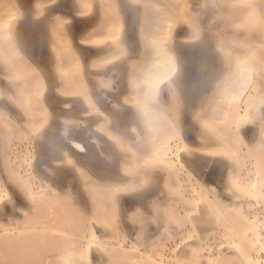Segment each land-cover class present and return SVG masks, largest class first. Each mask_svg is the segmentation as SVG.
Here are the masks:
<instances>
[{
  "label": "bare ground",
  "instance_id": "1",
  "mask_svg": "<svg viewBox=\"0 0 264 264\" xmlns=\"http://www.w3.org/2000/svg\"><path fill=\"white\" fill-rule=\"evenodd\" d=\"M64 2L0 0V264H264V0H219L223 68L194 107L173 44L181 24L202 36L189 0ZM151 169L157 193L137 194Z\"/></svg>",
  "mask_w": 264,
  "mask_h": 264
},
{
  "label": "rangeland",
  "instance_id": "2",
  "mask_svg": "<svg viewBox=\"0 0 264 264\" xmlns=\"http://www.w3.org/2000/svg\"><path fill=\"white\" fill-rule=\"evenodd\" d=\"M24 1L27 3L28 8H31V4L33 0H24ZM189 1H190V14L193 19H196L200 22L203 31L202 36L201 38L196 39L194 41H188L187 39V36L189 35L188 28L186 27L185 24H181L175 29L173 36V44L176 47V50L178 51L180 57V63H181V71L179 73V76L177 77V82L183 94L187 96L186 98L188 100L187 101L188 105L194 107L196 105L195 104L196 100L192 96L195 97L197 96V94H199V92L204 90L206 88L205 86H207V83H209V80H211L213 77H216L218 72L221 71V69L223 68L222 66L223 60L216 48L217 37L215 34L218 31L223 32L224 30L223 14L225 13L224 11L227 9V6L223 3H220L219 0H189ZM62 5L58 9L59 12L68 16H72L71 0H65V2ZM137 11H140V9L138 8ZM136 12L131 11L129 13L128 11L130 25L132 22H134L133 20L136 19L137 18L136 16H138L139 14L138 12L137 13ZM77 27L80 28L81 24L80 23L77 24ZM134 32L135 31H133L131 27L128 28V40L133 48H134L133 45L137 44L138 41L137 34L136 32L135 33ZM38 42H40L39 39L36 40L34 44L38 45ZM42 54L44 56L46 55L45 52H43ZM92 56L93 55H91V53L88 54V60ZM163 96L164 98H167V91L165 90L163 91ZM190 123H191L190 114L186 112L184 116L185 129L187 128L186 132H187V136L189 135L188 139L190 138L189 140L195 145V130L192 128ZM1 165L2 164H0V173L2 172ZM200 165H199L200 166L199 171H201L204 174L205 180L210 184L216 185L219 188L220 192L222 191L221 193L223 194V196L227 198L223 186V182L219 181L220 170L217 161L216 160L203 161L202 164ZM146 173L150 177V180L145 184V186H139L137 188L138 189L136 191L137 194L146 192L147 195H151L153 193H157L158 191L159 186L157 185L159 184L157 183H159L158 182L160 176L159 170L151 169L146 171ZM153 183L154 185H152ZM123 198H124L123 199L124 203L121 204L120 209L117 210V216H118L117 222L121 227V229L123 230L124 234H126L127 236H132L137 231L136 227L138 225L134 224L133 226L132 225L133 223H130V221L126 219L124 215L123 207L127 208L129 206L132 207L136 205L139 198L133 194H126L123 196ZM16 201L19 203L18 200ZM145 205H146L144 206V210L146 214L145 215L146 220L144 221L145 230L148 236H152L159 231L161 222L153 220L151 216L153 214L150 211L151 209L149 208V205L147 203ZM0 211L6 215L12 213L9 205H6L5 208L0 209ZM198 224L201 230L206 227V225L199 220H198ZM134 227L136 229H134ZM181 250L182 251L185 250V246L180 247V251Z\"/></svg>",
  "mask_w": 264,
  "mask_h": 264
},
{
  "label": "water",
  "instance_id": "3",
  "mask_svg": "<svg viewBox=\"0 0 264 264\" xmlns=\"http://www.w3.org/2000/svg\"><path fill=\"white\" fill-rule=\"evenodd\" d=\"M81 152H83V151H81Z\"/></svg>",
  "mask_w": 264,
  "mask_h": 264
}]
</instances>
